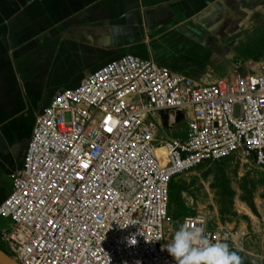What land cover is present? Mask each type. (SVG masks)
<instances>
[{"label":"built area","instance_id":"built-area-1","mask_svg":"<svg viewBox=\"0 0 264 264\" xmlns=\"http://www.w3.org/2000/svg\"><path fill=\"white\" fill-rule=\"evenodd\" d=\"M232 158L264 169V52L212 85L123 57L35 119L0 242L18 264H176L174 231L203 222L230 245L205 214L170 211L172 182Z\"/></svg>","mask_w":264,"mask_h":264},{"label":"crops","instance_id":"crops-1","mask_svg":"<svg viewBox=\"0 0 264 264\" xmlns=\"http://www.w3.org/2000/svg\"><path fill=\"white\" fill-rule=\"evenodd\" d=\"M262 21L264 0H0V205L55 95L126 56L212 85L256 62Z\"/></svg>","mask_w":264,"mask_h":264},{"label":"rangeland","instance_id":"rangeland-1","mask_svg":"<svg viewBox=\"0 0 264 264\" xmlns=\"http://www.w3.org/2000/svg\"><path fill=\"white\" fill-rule=\"evenodd\" d=\"M175 183L182 188L189 211L175 218L179 211L172 203V219L203 213L211 223L233 233L229 247L240 256L241 264H264V169L232 158L199 167Z\"/></svg>","mask_w":264,"mask_h":264},{"label":"clouds","instance_id":"clouds-1","mask_svg":"<svg viewBox=\"0 0 264 264\" xmlns=\"http://www.w3.org/2000/svg\"><path fill=\"white\" fill-rule=\"evenodd\" d=\"M165 250L176 264H241L240 256L226 242L210 240L203 222L196 226L181 223Z\"/></svg>","mask_w":264,"mask_h":264},{"label":"trees","instance_id":"trees-1","mask_svg":"<svg viewBox=\"0 0 264 264\" xmlns=\"http://www.w3.org/2000/svg\"><path fill=\"white\" fill-rule=\"evenodd\" d=\"M249 49L250 51H257L258 55L256 57H253L257 62L261 58L264 52V34L256 42H254L253 46H250ZM171 189H172L171 202L176 205L179 211V213L176 214L174 217L179 218L182 216V214L188 212L189 210L185 204V201L182 198V188L174 181L171 184ZM8 252L9 251L5 253L9 255L11 258H13V255L9 254Z\"/></svg>","mask_w":264,"mask_h":264},{"label":"water","instance_id":"water-1","mask_svg":"<svg viewBox=\"0 0 264 264\" xmlns=\"http://www.w3.org/2000/svg\"><path fill=\"white\" fill-rule=\"evenodd\" d=\"M0 264H18V263L0 249Z\"/></svg>","mask_w":264,"mask_h":264},{"label":"snow or ice","instance_id":"snow-or-ice-1","mask_svg":"<svg viewBox=\"0 0 264 264\" xmlns=\"http://www.w3.org/2000/svg\"><path fill=\"white\" fill-rule=\"evenodd\" d=\"M111 129H109V131H110Z\"/></svg>","mask_w":264,"mask_h":264}]
</instances>
